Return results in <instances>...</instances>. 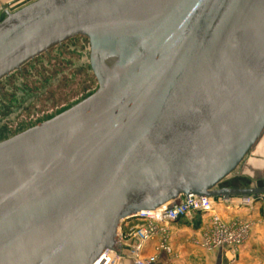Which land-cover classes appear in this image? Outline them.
Here are the masks:
<instances>
[{
    "label": "water",
    "instance_id": "1",
    "mask_svg": "<svg viewBox=\"0 0 264 264\" xmlns=\"http://www.w3.org/2000/svg\"><path fill=\"white\" fill-rule=\"evenodd\" d=\"M14 3L0 79L74 39L97 88L0 141V264H94L140 211L264 192L217 188L264 138V0Z\"/></svg>",
    "mask_w": 264,
    "mask_h": 264
},
{
    "label": "rangeland",
    "instance_id": "2",
    "mask_svg": "<svg viewBox=\"0 0 264 264\" xmlns=\"http://www.w3.org/2000/svg\"><path fill=\"white\" fill-rule=\"evenodd\" d=\"M9 5L0 0V15L10 8ZM96 88L97 79L82 44L69 39L52 48L34 62L25 64L20 71H15L8 81L0 96V104L7 101L11 107L2 109L0 105V141L60 109L72 107ZM241 168L239 166L219 187L247 184V178L239 174Z\"/></svg>",
    "mask_w": 264,
    "mask_h": 264
},
{
    "label": "built area",
    "instance_id": "3",
    "mask_svg": "<svg viewBox=\"0 0 264 264\" xmlns=\"http://www.w3.org/2000/svg\"><path fill=\"white\" fill-rule=\"evenodd\" d=\"M21 1L30 4L36 0ZM9 6L7 11L14 5ZM224 199L221 196L188 194L182 195L176 202H170L154 210L140 211L119 227L115 249L107 250L94 264H117L125 257L132 259L135 264H153L157 255L146 257L143 254L146 244L152 239H157V252H172L170 223L196 213L208 214L209 217L208 228L201 244L208 249L229 247L233 252L232 263H236V251L248 240L252 223L245 220L233 223L224 221L217 209L218 204L223 203ZM259 202L264 203L262 192L241 194L234 200V203L250 209ZM124 249L126 251H123Z\"/></svg>",
    "mask_w": 264,
    "mask_h": 264
},
{
    "label": "crops",
    "instance_id": "4",
    "mask_svg": "<svg viewBox=\"0 0 264 264\" xmlns=\"http://www.w3.org/2000/svg\"><path fill=\"white\" fill-rule=\"evenodd\" d=\"M16 0H3L12 4ZM239 174L247 178V184L226 188H255L264 186V138L250 152L241 164ZM217 188H221L218 187ZM264 193V192H262ZM241 194L221 196L223 203L217 209L223 220L233 223L237 220L250 221L252 230L248 240L236 251V263H232L233 252L227 246L208 249L201 243L208 228V214L196 213L170 223L172 252L156 251L157 239L149 241L144 249L147 257L156 254L153 264H264V203L259 202L253 209L240 206L234 200ZM123 251H126L124 249ZM117 264H135L125 257Z\"/></svg>",
    "mask_w": 264,
    "mask_h": 264
},
{
    "label": "flooded vegetation",
    "instance_id": "5",
    "mask_svg": "<svg viewBox=\"0 0 264 264\" xmlns=\"http://www.w3.org/2000/svg\"><path fill=\"white\" fill-rule=\"evenodd\" d=\"M66 41H67V40H66ZM64 42H65V41H64ZM64 42H62V43H60V44H58V45H56V46H59V45L63 44ZM56 46H54V47H56ZM54 47H52V48H54ZM52 48H50V49H49L48 51H46V52H43V53H41V54L35 56L34 58H32V59H30L29 61L25 62V63H24L23 65H21L19 68L15 69V70H13L12 72H10L9 74L5 75L4 77H2V78L0 79V82L3 81V80H5V79H10V77L13 75V73H14L15 71H17V70L20 71V70L23 68V66H24L25 64H27L28 62H31V61L34 62V60H35L36 58H38V57H40L41 55H43V54L49 52ZM7 81H8V80H7ZM2 88H3V86L0 85V90H2ZM3 102H4V104H3V103L0 104L2 109H7V108H10V107H11V104H10L9 102H7V101H3ZM13 104H15V103H13ZM13 106H15V105H13ZM73 106H74V105H73ZM27 107H29V106H27ZM68 108H69V107H66V108H64V109H60V110L56 111L53 115H48L47 117H44V119L38 120L37 122H35V124H31V126H29V127H27V128H24V129H22V130L24 131V130H26V129H28V128H30V127H32V126H34V125H36V124H38V123H40V122H42V121H45V120H47V119H49V118H51V117H53V116H55V115L61 113L62 111L67 110ZM36 111H37V110H36ZM3 123H4V121H3ZM16 132H17V134H18V132L20 133V132H22V131H16Z\"/></svg>",
    "mask_w": 264,
    "mask_h": 264
},
{
    "label": "bare ground",
    "instance_id": "6",
    "mask_svg": "<svg viewBox=\"0 0 264 264\" xmlns=\"http://www.w3.org/2000/svg\"><path fill=\"white\" fill-rule=\"evenodd\" d=\"M17 3H19V2H17ZM13 5H15V4L13 3Z\"/></svg>",
    "mask_w": 264,
    "mask_h": 264
}]
</instances>
